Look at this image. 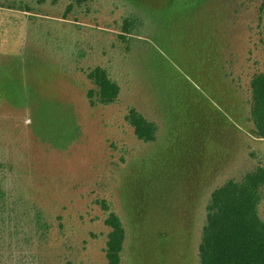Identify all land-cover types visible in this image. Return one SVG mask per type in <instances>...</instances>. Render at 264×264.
Listing matches in <instances>:
<instances>
[{"label": "rangeland", "instance_id": "obj_1", "mask_svg": "<svg viewBox=\"0 0 264 264\" xmlns=\"http://www.w3.org/2000/svg\"><path fill=\"white\" fill-rule=\"evenodd\" d=\"M95 1L89 16L78 23L105 43L112 21L133 7L159 23L181 16L179 22L188 24L198 18L197 29L207 23L209 32H218L222 43L229 44V52L243 49V43L255 53L264 52V0ZM93 48L78 67L97 61ZM116 57L109 66L123 92L109 107L89 105L90 84L76 64L65 75L44 55L38 57L41 68L30 66L18 72L21 77L17 73L20 82H10L7 99L0 100V155L19 161V180L53 227L44 248L16 250L0 264H105L107 229L96 204L103 198L126 226L123 264H196L208 194L228 177L264 161V142L254 143L221 122L211 104L189 93L175 72L168 81L174 108L167 110L166 122L160 121L152 98L136 94L140 83L129 73L133 68L119 70ZM233 69L241 70L236 64ZM242 93L246 99V90ZM133 104L158 120L155 144L138 141L125 123L126 109ZM200 124L201 141L195 131ZM44 136L66 149L53 147ZM260 214L264 219V197Z\"/></svg>", "mask_w": 264, "mask_h": 264}, {"label": "trees", "instance_id": "obj_2", "mask_svg": "<svg viewBox=\"0 0 264 264\" xmlns=\"http://www.w3.org/2000/svg\"><path fill=\"white\" fill-rule=\"evenodd\" d=\"M95 3L0 0V100L7 99L10 82H20L19 71L42 67L39 55L66 75L72 64L77 66L91 57L90 49L95 47L97 61L75 67L90 84L86 99L91 107H109L121 98L123 87L109 66V60L119 56L115 59L119 70L133 68L129 73L140 83L135 87L136 94L152 98L160 121L166 122L167 110L174 108L173 86L170 88L168 81L170 72H175L189 87V93L203 96L211 104L221 122L254 143L264 142V52L257 54L251 47L245 48L244 43L243 49L229 52V44L222 43L218 32H209L207 23L197 29L198 18L188 24L179 22L181 16L178 20L162 18L159 23L158 18L153 21L148 12L133 7L112 21L105 33L109 43H105L91 33L90 27L78 23L89 16ZM235 64L241 68L239 72L234 71ZM186 117L184 123L188 121ZM124 121L138 141L146 145L158 141V120L137 105L127 107ZM201 127L200 124L195 130L200 141ZM42 139L66 149L59 147L55 139ZM1 145L4 150L2 142ZM17 161L8 159L3 152L0 155V262L13 258L16 250H29L31 245L44 248L53 227L49 216L19 180ZM263 197V160L212 189L204 204L196 264H264V219L260 214ZM96 204L107 229L104 263L123 264L127 243L124 220L108 200L103 198ZM57 218L62 220L61 216Z\"/></svg>", "mask_w": 264, "mask_h": 264}]
</instances>
